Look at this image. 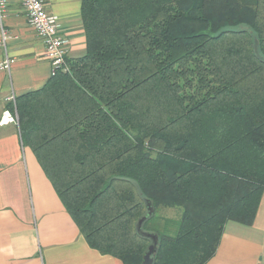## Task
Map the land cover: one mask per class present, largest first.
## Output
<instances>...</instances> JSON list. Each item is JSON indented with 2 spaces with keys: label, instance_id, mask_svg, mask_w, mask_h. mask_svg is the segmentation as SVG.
I'll return each instance as SVG.
<instances>
[{
  "label": "trees",
  "instance_id": "16d2710c",
  "mask_svg": "<svg viewBox=\"0 0 264 264\" xmlns=\"http://www.w3.org/2000/svg\"><path fill=\"white\" fill-rule=\"evenodd\" d=\"M80 17L83 54L15 97L22 143L90 247L142 264L146 216L152 264H207L264 191V0H81Z\"/></svg>",
  "mask_w": 264,
  "mask_h": 264
},
{
  "label": "crops",
  "instance_id": "0c3cea01",
  "mask_svg": "<svg viewBox=\"0 0 264 264\" xmlns=\"http://www.w3.org/2000/svg\"><path fill=\"white\" fill-rule=\"evenodd\" d=\"M43 2L66 40L67 57L82 55L81 0ZM4 24L11 33L7 53L15 60L9 71L0 70V116L9 96L39 90L52 74L44 44L17 0H8ZM0 264H124L88 245L35 153L22 143L18 124L0 125ZM207 264H264V191L251 225L225 223Z\"/></svg>",
  "mask_w": 264,
  "mask_h": 264
},
{
  "label": "built area",
  "instance_id": "2783aa9c",
  "mask_svg": "<svg viewBox=\"0 0 264 264\" xmlns=\"http://www.w3.org/2000/svg\"><path fill=\"white\" fill-rule=\"evenodd\" d=\"M17 1L26 14L29 24L44 44V57L50 61L52 73L56 69L68 71L66 40L58 31V23L55 17L46 11L43 0ZM7 4L8 0H0V48L4 50V57L0 61V70L4 71H9L15 60L7 53L6 44L11 37L10 31L4 24ZM7 101L13 104V110L5 108L2 111L0 125L18 124L14 95L9 96Z\"/></svg>",
  "mask_w": 264,
  "mask_h": 264
},
{
  "label": "water",
  "instance_id": "95a60500",
  "mask_svg": "<svg viewBox=\"0 0 264 264\" xmlns=\"http://www.w3.org/2000/svg\"><path fill=\"white\" fill-rule=\"evenodd\" d=\"M257 44H258V41L255 40L254 41V52H255V54L257 56H259V53H258V50H257ZM147 208H148L147 215H151L153 213V208L151 207L150 203H148ZM145 218H146V216L140 218L138 220V223H137V229L139 230L140 234L142 236L147 237V238H149L151 240V243L148 246V250H147V252L144 255L142 264H152V262H153L152 254L156 250V246H157V242H158V236L156 234H153V233H150V232L141 231L140 227H141L142 222L144 221Z\"/></svg>",
  "mask_w": 264,
  "mask_h": 264
},
{
  "label": "rangeland",
  "instance_id": "374dc122",
  "mask_svg": "<svg viewBox=\"0 0 264 264\" xmlns=\"http://www.w3.org/2000/svg\"><path fill=\"white\" fill-rule=\"evenodd\" d=\"M158 216L163 218H169L173 220H178L180 215V210L177 208H159L157 211Z\"/></svg>",
  "mask_w": 264,
  "mask_h": 264
}]
</instances>
